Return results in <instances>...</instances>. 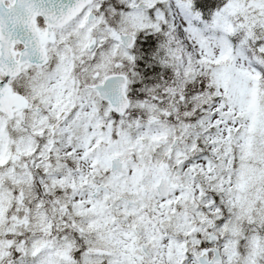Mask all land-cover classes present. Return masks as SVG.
<instances>
[{
  "label": "snow or ice",
  "instance_id": "snow-or-ice-1",
  "mask_svg": "<svg viewBox=\"0 0 264 264\" xmlns=\"http://www.w3.org/2000/svg\"><path fill=\"white\" fill-rule=\"evenodd\" d=\"M0 264H264V0H0Z\"/></svg>",
  "mask_w": 264,
  "mask_h": 264
}]
</instances>
